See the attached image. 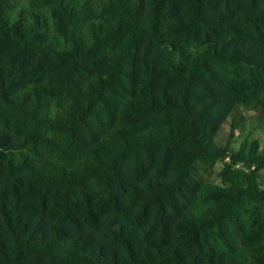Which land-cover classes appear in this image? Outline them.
I'll list each match as a JSON object with an SVG mask.
<instances>
[{
	"label": "trees",
	"instance_id": "obj_1",
	"mask_svg": "<svg viewBox=\"0 0 264 264\" xmlns=\"http://www.w3.org/2000/svg\"><path fill=\"white\" fill-rule=\"evenodd\" d=\"M243 111L264 0H0V264H264Z\"/></svg>",
	"mask_w": 264,
	"mask_h": 264
},
{
	"label": "rangeland",
	"instance_id": "obj_2",
	"mask_svg": "<svg viewBox=\"0 0 264 264\" xmlns=\"http://www.w3.org/2000/svg\"><path fill=\"white\" fill-rule=\"evenodd\" d=\"M255 112H246L243 111L242 116L243 120L247 122L245 123V126L249 131L251 132V136L253 137H259L260 141L264 140V133L263 131L256 129L257 128V123L254 122V117H255ZM230 120H226L225 123L222 125V127L219 129V131L216 134V140L219 145H225L227 140L230 139L231 147L234 149H237L239 147V143L241 141L242 135H243V128L239 127L236 129V131L233 133L234 137L229 138V132H230ZM252 121V122H250ZM222 163L217 162L216 165L213 168V172L210 175H207L206 178L209 179V181H212L214 183H219V179L216 175V173L221 169ZM259 183L261 186H264V169L261 170L260 176H259Z\"/></svg>",
	"mask_w": 264,
	"mask_h": 264
}]
</instances>
